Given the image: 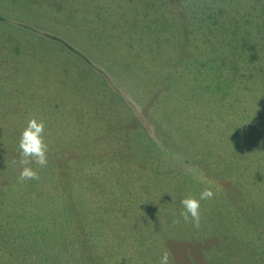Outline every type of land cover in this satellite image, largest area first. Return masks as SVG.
I'll use <instances>...</instances> for the list:
<instances>
[{"label":"trees","instance_id":"trees-1","mask_svg":"<svg viewBox=\"0 0 264 264\" xmlns=\"http://www.w3.org/2000/svg\"><path fill=\"white\" fill-rule=\"evenodd\" d=\"M216 1L0 0V22L10 24L14 31L36 28L42 51L57 54L54 63L46 57L38 66H0V195H7V203L0 200V221L7 227L3 237L10 245L8 255L20 254L18 262L11 264H27L32 259V264H103L93 255L102 246L99 239L88 245L91 238L58 237L48 226L42 234L45 240L26 241L22 248L23 244H16L19 235L13 230L14 222L26 215L23 211L30 197L56 196L58 190L47 189L48 172L70 165L92 168L131 162L137 136L151 137L138 111L144 110L154 123L161 102L165 100L161 109H168L196 94L198 81L211 76V70L189 65L198 59L192 25L198 21L213 24L216 17H222L225 2L220 8ZM46 30L53 33L52 41L40 34L46 35ZM186 75L191 81L181 84ZM124 79L132 96L117 84ZM33 118L44 123L45 166L35 161L20 163V135ZM262 137L264 133L251 134L255 143ZM25 166L35 170L38 178L22 181L20 172ZM233 170L242 186L253 176L257 183H264V168L256 161L235 163ZM236 192L242 195L241 189ZM53 201L42 206L54 207ZM235 209L242 232L233 234L226 225L221 240L201 238L200 264H264V239L252 223L259 216ZM42 213L49 219L61 217L58 209ZM174 243L133 242L134 250L127 256L129 245L121 242L123 249L128 247L122 252V264H154V260L160 264L165 251L170 264H196L191 251L179 254ZM255 252L261 257L253 259ZM4 258L8 257L0 254V260Z\"/></svg>","mask_w":264,"mask_h":264},{"label":"rangeland","instance_id":"rangeland-1","mask_svg":"<svg viewBox=\"0 0 264 264\" xmlns=\"http://www.w3.org/2000/svg\"><path fill=\"white\" fill-rule=\"evenodd\" d=\"M222 2L226 13L213 24L198 21L192 25L198 59L189 65L211 70V76L198 81L196 94L168 109H161L165 100L161 102L154 123L144 110H137L151 137L137 136L131 162L92 168L70 165L48 172L47 189L58 190L57 194L44 199L30 197L23 211L26 215L14 222L13 230L19 235L16 244L25 248L26 241L45 240L42 234L49 226L58 237L66 235L75 241L91 238L88 245L101 240L102 246L93 255L103 264H122V252L128 247L123 249L120 243H128L129 256L133 242L139 241L175 242L179 254L191 251L195 263L200 264L197 251L201 238L221 240L226 225L233 234L242 232L236 207L259 216L252 223L264 239V183H257L253 176L242 186L232 173L235 163L252 160L264 168V139L257 143L251 139L252 133H264V0H218L220 8ZM45 33L40 32L52 41L53 33ZM41 42L34 27L14 31L10 24L0 22V66H38L46 57L54 63L57 54L42 51ZM191 79L186 75L181 84ZM117 84L132 96L127 79ZM239 189L241 196L236 192ZM204 190L213 195L200 201L198 224L191 218L185 220L181 201L199 199ZM0 196L7 203V195ZM49 199H55V206H42ZM44 209H58L61 217L49 219L42 213ZM3 230L7 227L0 221V254L8 257L0 264L16 263L20 254L8 255L10 245L5 243ZM257 252L253 259L261 257Z\"/></svg>","mask_w":264,"mask_h":264},{"label":"clouds","instance_id":"clouds-1","mask_svg":"<svg viewBox=\"0 0 264 264\" xmlns=\"http://www.w3.org/2000/svg\"><path fill=\"white\" fill-rule=\"evenodd\" d=\"M44 123L38 122L33 118L27 122L19 139V152L21 155L20 163L28 165L31 161H35L40 166L47 164L46 144L43 140ZM37 172L30 167H23L20 172V179L33 180L37 179ZM213 193L210 190H204L200 193L199 199L186 197L181 201L183 212L181 213L185 220L191 218L197 224L199 222L200 201L211 198ZM160 264H170V255L165 251L160 257Z\"/></svg>","mask_w":264,"mask_h":264}]
</instances>
